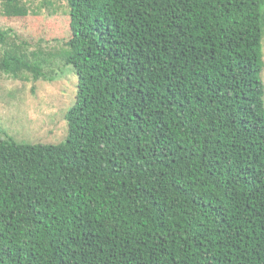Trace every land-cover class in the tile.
I'll use <instances>...</instances> for the list:
<instances>
[{"label":"trees","instance_id":"1","mask_svg":"<svg viewBox=\"0 0 264 264\" xmlns=\"http://www.w3.org/2000/svg\"><path fill=\"white\" fill-rule=\"evenodd\" d=\"M65 1L75 99L0 136V264H264V0Z\"/></svg>","mask_w":264,"mask_h":264},{"label":"rangeland","instance_id":"2","mask_svg":"<svg viewBox=\"0 0 264 264\" xmlns=\"http://www.w3.org/2000/svg\"><path fill=\"white\" fill-rule=\"evenodd\" d=\"M45 1L25 0L32 8L42 6L38 15L5 16L0 10V29H13L0 42V61L8 52L35 64L32 70L18 65L16 73L0 65V136L5 132L19 142H60L66 109L75 99L77 76L65 62L70 37L66 1L51 0V6L42 5ZM262 52L264 61V39ZM261 79L264 84V66Z\"/></svg>","mask_w":264,"mask_h":264}]
</instances>
